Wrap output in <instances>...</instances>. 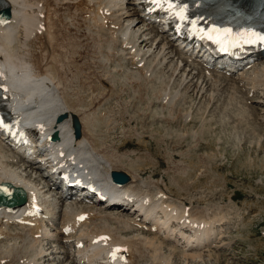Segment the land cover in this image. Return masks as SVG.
Returning <instances> with one entry per match:
<instances>
[{"label": "bare ground", "instance_id": "bare-ground-1", "mask_svg": "<svg viewBox=\"0 0 264 264\" xmlns=\"http://www.w3.org/2000/svg\"><path fill=\"white\" fill-rule=\"evenodd\" d=\"M9 2L13 8V17L8 22H0L2 64L0 83L6 86L4 93L12 96L9 110L21 116L27 127L34 124L37 131H25V126H21L18 128L17 141L7 135L11 129L6 128L3 132L0 127V183L6 181L22 187L25 192L28 190V198L26 197L28 202L22 208L19 207L16 211L0 209V244H5L0 249V259L7 261V264L8 261L12 264H45L46 260L58 263L61 260L60 264L81 262L129 264L120 261L123 259L124 251L132 254L130 264H135L134 257L138 259L137 256L144 250L152 248L153 263L161 257L166 261L164 263L169 264L167 259H170V255L161 252L162 246L166 242L171 249H176L181 240L183 257L185 255L186 259L188 256L189 258L192 256L190 259H201L202 250L187 253L186 247L195 243L202 244L218 232L214 220L216 216L214 219L211 217L216 213L213 212L214 214L210 216L209 211L195 210V207L185 199L173 198L168 192L165 179L144 180L129 171L131 180L128 183L115 184L111 179V171L122 169L121 166L126 164L122 165L118 159L113 160L110 155L99 151L92 138H88L84 131L83 136L76 139L71 116L57 122L58 114L62 112L79 114V111L69 105L65 96L69 89L61 86L63 82L61 72L56 73L52 64L62 53L64 44H67L66 48L69 47L68 40L71 39L72 50L77 46L69 35H73L74 30H79L73 29L71 25L78 24L89 33H92L91 30L104 32L111 59L115 61L119 58L118 60H123L125 65L128 61L137 85L141 84V80L148 79L147 74L150 70L152 75L149 78H155L154 74L157 72L152 64L154 61L159 63L157 67H160L161 71L171 70V74L168 73L172 77L179 75L181 85L187 81L188 89L193 86L198 92L204 91L205 82L214 85L211 88L214 92L228 80L232 88L236 86L237 91L242 92L240 89L242 88L246 96L253 95L259 98L254 101L260 105L264 123V61L240 70L233 78L220 76L213 79L214 73L204 69L201 60L191 59L192 53L188 48L169 35L159 33L161 27L159 23L148 24L145 21L136 6V0H9ZM68 19L73 23H69ZM62 33L69 35L62 36ZM36 45L41 48L40 56L45 52L48 54L49 61L43 66L37 59V62L34 61ZM77 51L78 49L74 53ZM40 56L38 59L43 58ZM82 56L74 59L76 61L74 63L79 67L84 65L79 61ZM192 64L193 67L189 68L188 66ZM198 65L201 69L196 70ZM53 73L58 78L57 81L52 77ZM100 79L102 86L106 85V79ZM248 97L246 99H250ZM154 113L155 118L158 113ZM81 118L83 121L82 116ZM89 118L85 116L86 123L91 122ZM55 130L59 132V139L43 143L46 155L52 153V157L55 156L51 160V168L47 167L43 172L36 160L29 157L25 159L16 154V151L20 153L35 149V138L39 132L43 137H47ZM58 168L68 174L83 177L121 202L125 200V195L130 196L131 200L134 199V202L125 203L127 204L125 207L108 205L91 207L76 201H66L59 190H53L51 187V180L57 173L52 170ZM151 185L156 186L153 187L155 191ZM127 208H131L130 214L121 212V209ZM84 214L85 218L79 219ZM209 216L212 219H209ZM113 221L121 224L120 229H132L131 231L134 230L133 232L139 235L127 237L113 233L116 229L106 226H112ZM182 224L189 225V228ZM66 227H70L67 234ZM153 227H157L156 232L163 231L174 243L166 241L156 232L152 237H149L151 233L141 235L142 229L152 230ZM173 239H176V242ZM127 259L130 262V258Z\"/></svg>", "mask_w": 264, "mask_h": 264}, {"label": "rangeland", "instance_id": "rangeland-1", "mask_svg": "<svg viewBox=\"0 0 264 264\" xmlns=\"http://www.w3.org/2000/svg\"><path fill=\"white\" fill-rule=\"evenodd\" d=\"M71 27L79 30L62 36H71L77 46L72 50L71 39L70 43L66 41L69 47L64 44L65 51L62 48L52 65L56 73L61 72V86L69 89L67 94L61 88L69 105L83 117L87 137L99 151L126 164L120 170L136 173L144 180L165 179L173 197L185 199L195 210L209 211L210 216L217 214L216 219L211 217L221 230L220 238L213 239L219 241L203 246L199 250L202 258L193 260L192 256L183 257L180 246L172 248L173 252L165 242L161 252L170 255L169 264H264V123L260 105L254 101L259 98L237 91L228 80L214 92V85L206 82V92H198L193 86L188 89L187 81L181 85L179 75L172 77L167 63L170 74L161 71L157 61L152 63L155 78H149L150 70L148 79L138 78L141 84L137 85L128 61L125 65L119 58L111 59L104 32L89 33L78 24ZM39 48H34V61L43 66L49 58L47 52L40 56ZM77 49L80 53H74ZM79 55H83L84 60L79 61L87 64L85 67L74 63ZM52 77L57 81L54 73ZM99 77L106 79V85L102 86ZM85 116L90 117V123H86ZM155 185H151L154 191ZM106 226L127 237L135 234L132 229H120L117 221ZM141 231V235L151 233ZM4 245L0 244V249ZM152 256V248L144 250L138 259L134 258L135 264H168L161 257L153 263ZM0 264L7 261L0 259Z\"/></svg>", "mask_w": 264, "mask_h": 264}, {"label": "snow or ice", "instance_id": "snow-or-ice-1", "mask_svg": "<svg viewBox=\"0 0 264 264\" xmlns=\"http://www.w3.org/2000/svg\"><path fill=\"white\" fill-rule=\"evenodd\" d=\"M153 3L156 4L158 7H164L165 4H167V7L169 9H174L176 7V5L171 2V0H153ZM174 14L177 15V16H179L180 19H187L186 15H185V9L184 8H181L179 12H175ZM213 31L214 32H217V33H219V32L222 31L225 35L231 33V29H228V28H225L223 30L213 29ZM242 35H245V36H254V37H256L259 40H264V35H261L259 33L254 32V31L248 32L246 30L244 33H242ZM209 38L211 39L212 37L209 36ZM246 42H253V41L248 40ZM4 127H7V125H4ZM0 191L7 192V189H0Z\"/></svg>", "mask_w": 264, "mask_h": 264}, {"label": "water", "instance_id": "water-1", "mask_svg": "<svg viewBox=\"0 0 264 264\" xmlns=\"http://www.w3.org/2000/svg\"><path fill=\"white\" fill-rule=\"evenodd\" d=\"M67 114H63L59 117V120H62L64 117H66ZM74 126L76 129V137L79 138L81 136V122L79 120V117L77 115H74ZM58 136L57 133H55L54 138H56ZM112 176L114 178L115 181L117 182H127L129 180V175L126 174L123 171H113L112 172Z\"/></svg>", "mask_w": 264, "mask_h": 264}]
</instances>
